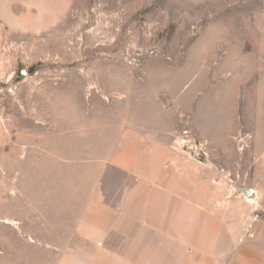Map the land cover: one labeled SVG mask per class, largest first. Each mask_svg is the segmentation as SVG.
<instances>
[{
    "label": "rangeland",
    "instance_id": "rangeland-1",
    "mask_svg": "<svg viewBox=\"0 0 264 264\" xmlns=\"http://www.w3.org/2000/svg\"><path fill=\"white\" fill-rule=\"evenodd\" d=\"M129 130L209 165L236 224L264 226V0H0V264L87 245Z\"/></svg>",
    "mask_w": 264,
    "mask_h": 264
},
{
    "label": "crops",
    "instance_id": "crops-1",
    "mask_svg": "<svg viewBox=\"0 0 264 264\" xmlns=\"http://www.w3.org/2000/svg\"><path fill=\"white\" fill-rule=\"evenodd\" d=\"M119 140L102 172L124 179L89 193L76 230L87 245L58 264H264V226L236 224L233 203L218 202L220 181L204 175L209 165L149 145L139 130Z\"/></svg>",
    "mask_w": 264,
    "mask_h": 264
},
{
    "label": "water",
    "instance_id": "water-1",
    "mask_svg": "<svg viewBox=\"0 0 264 264\" xmlns=\"http://www.w3.org/2000/svg\"><path fill=\"white\" fill-rule=\"evenodd\" d=\"M22 73H26V70H22ZM235 187L238 189L240 193H242L246 197H250L254 195L255 190L248 185H240L238 181H235Z\"/></svg>",
    "mask_w": 264,
    "mask_h": 264
},
{
    "label": "bare ground",
    "instance_id": "bare-ground-1",
    "mask_svg": "<svg viewBox=\"0 0 264 264\" xmlns=\"http://www.w3.org/2000/svg\"><path fill=\"white\" fill-rule=\"evenodd\" d=\"M252 199H253V198H250V197L248 198V200H252Z\"/></svg>",
    "mask_w": 264,
    "mask_h": 264
},
{
    "label": "built area",
    "instance_id": "built-area-1",
    "mask_svg": "<svg viewBox=\"0 0 264 264\" xmlns=\"http://www.w3.org/2000/svg\"><path fill=\"white\" fill-rule=\"evenodd\" d=\"M258 216H256V218H257Z\"/></svg>",
    "mask_w": 264,
    "mask_h": 264
},
{
    "label": "trees",
    "instance_id": "trees-1",
    "mask_svg": "<svg viewBox=\"0 0 264 264\" xmlns=\"http://www.w3.org/2000/svg\"><path fill=\"white\" fill-rule=\"evenodd\" d=\"M32 70H33V67H32Z\"/></svg>",
    "mask_w": 264,
    "mask_h": 264
}]
</instances>
